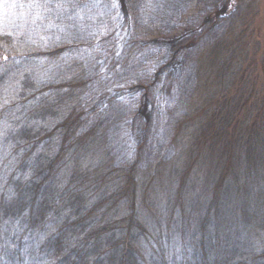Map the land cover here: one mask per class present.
Instances as JSON below:
<instances>
[{
  "label": "trees",
  "instance_id": "trees-1",
  "mask_svg": "<svg viewBox=\"0 0 264 264\" xmlns=\"http://www.w3.org/2000/svg\"><path fill=\"white\" fill-rule=\"evenodd\" d=\"M223 1L125 0L123 15L117 0H0V89L18 79L0 111V264H264V242H253L264 230V33L253 28L258 0L225 14ZM128 65L165 95L184 67L212 80L193 116L197 137L220 144L215 187L227 186L191 235L181 210L169 216L175 244L139 195L155 174L136 175L145 127L128 129L131 162L90 158L96 135L125 117L113 109L129 90ZM142 204L153 219L139 215Z\"/></svg>",
  "mask_w": 264,
  "mask_h": 264
},
{
  "label": "rangeland",
  "instance_id": "rangeland-1",
  "mask_svg": "<svg viewBox=\"0 0 264 264\" xmlns=\"http://www.w3.org/2000/svg\"><path fill=\"white\" fill-rule=\"evenodd\" d=\"M235 1L224 0L221 4L220 13L225 14L231 10ZM117 3L122 14L125 15V0H117ZM257 9L253 28L255 37L261 38L264 33V0H258ZM186 56L189 57V60H193L196 52L193 50ZM159 61V58L154 60V62ZM189 64L190 62L187 66L190 70L191 64ZM184 68L180 71L181 74L179 73L180 75L175 78V85L167 92L169 94L165 95L162 86H157L150 91L144 87L142 83H144L143 75L145 72L139 71L134 65H128L123 71L122 83L130 84L129 90L123 92V96L121 95L116 102L117 107L113 109L114 112L124 114L125 117L116 121L115 128L112 129L113 126L109 125L107 137L96 135V142L90 156L92 160L99 159L98 161L102 166L121 164V161H125V159H129L131 162L133 158V155L130 154L132 139L128 129L132 125L145 127L143 153L137 163L136 175L144 174L151 169L155 174L149 190L143 191L139 195L143 199H150L154 208H159L160 219L166 225L165 236H168V240L172 244H175L176 240L175 235H173L175 233L172 228L173 224L168 223L169 216H176L178 209L181 210L183 213L181 219L185 223V229L190 235L194 233L196 231L195 220L203 212V209L210 205V197L215 191L216 183H218L215 174H213L217 168L214 167L212 152L220 144H208L209 142L205 143L202 138L197 137L200 124L193 116L194 106L210 93V89L213 90L212 80L210 78V81L204 85L203 78H200L202 82L199 81L192 70L189 71ZM7 83L4 81V87L0 89V111L6 103L11 101L10 96L18 87V79H14L8 86H6ZM152 95H155L156 100L149 105L146 96ZM201 107L202 105L198 109L203 111ZM15 110L16 113L13 118L18 121L21 119L19 118L20 114H24V110L21 108ZM138 112L140 116H137ZM185 118L189 119L185 120ZM6 129L7 122L0 121V151L2 148L1 139ZM194 144H197V148L195 147L197 152L195 164L192 170L183 173V175L181 174L182 170L188 162L189 152L193 149ZM129 161L127 162L129 163ZM111 182L113 184L112 179ZM224 182L223 188L217 187L216 189H226L227 181L224 180ZM141 197L137 196V199L141 200ZM125 206L126 202H124L122 209ZM139 209V215L144 217L143 219L154 218L153 212L147 206L142 204ZM151 224L154 225L153 222ZM262 231L258 232L254 238L253 242L256 246L264 242V230Z\"/></svg>",
  "mask_w": 264,
  "mask_h": 264
}]
</instances>
